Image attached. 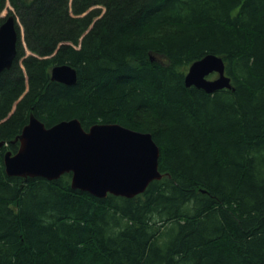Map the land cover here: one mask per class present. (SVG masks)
Masks as SVG:
<instances>
[{"label":"trees","instance_id":"1","mask_svg":"<svg viewBox=\"0 0 264 264\" xmlns=\"http://www.w3.org/2000/svg\"><path fill=\"white\" fill-rule=\"evenodd\" d=\"M8 5L25 47L0 77V264H264V0H0V24ZM208 54L230 88L185 85ZM31 115L150 133L163 177L134 198L10 177Z\"/></svg>","mask_w":264,"mask_h":264},{"label":"water","instance_id":"2","mask_svg":"<svg viewBox=\"0 0 264 264\" xmlns=\"http://www.w3.org/2000/svg\"><path fill=\"white\" fill-rule=\"evenodd\" d=\"M19 34L16 17L8 14L0 24V77L17 58ZM215 79H208L211 74ZM54 81L74 85L78 73L71 65H56ZM185 85L207 93L230 88L223 59L208 54L195 61L185 76ZM15 141L16 153L4 155L5 172L10 177H41L52 181L71 173V186L97 198L109 194L134 198L149 184L160 180L161 151L150 133L131 130L117 123L95 124L88 130L78 119L61 121L46 127L34 115ZM5 145L0 141V148Z\"/></svg>","mask_w":264,"mask_h":264},{"label":"rangeland","instance_id":"3","mask_svg":"<svg viewBox=\"0 0 264 264\" xmlns=\"http://www.w3.org/2000/svg\"><path fill=\"white\" fill-rule=\"evenodd\" d=\"M10 9H12V8H11L10 5H8L7 9L2 13V17H3V16H6L7 14H9V13H10L9 11H11ZM12 10H13V9H12ZM17 22H18L19 25H20L21 37H22V41H23V43H24V27L22 26V24L20 23V21L18 20V18H17ZM26 54L29 55V52L26 51ZM20 63H22V59L20 60ZM214 78H216V75H214V76L211 77V79H214Z\"/></svg>","mask_w":264,"mask_h":264}]
</instances>
